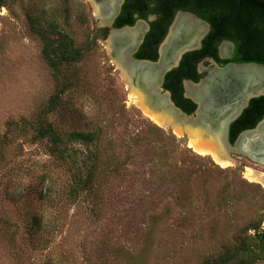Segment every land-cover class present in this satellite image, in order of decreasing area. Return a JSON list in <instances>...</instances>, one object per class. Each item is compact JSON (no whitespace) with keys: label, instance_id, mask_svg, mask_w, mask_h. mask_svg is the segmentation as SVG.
<instances>
[{"label":"rangeland","instance_id":"374dc122","mask_svg":"<svg viewBox=\"0 0 264 264\" xmlns=\"http://www.w3.org/2000/svg\"><path fill=\"white\" fill-rule=\"evenodd\" d=\"M51 25L83 52L58 72L37 32L57 39ZM109 36L91 0L0 2V264H202L264 215V185L248 175L264 165L233 154L222 167L190 146L181 117L166 112L180 133L155 123ZM46 123L69 153L50 152ZM94 162L93 186L78 188Z\"/></svg>","mask_w":264,"mask_h":264},{"label":"trees","instance_id":"16d2710c","mask_svg":"<svg viewBox=\"0 0 264 264\" xmlns=\"http://www.w3.org/2000/svg\"><path fill=\"white\" fill-rule=\"evenodd\" d=\"M132 1V3H131ZM126 11L121 14L117 20L116 28L124 27L125 25L133 26L135 19L133 15L136 12L140 13L143 19H146L149 14L154 13L158 19L151 23L152 30L147 35L144 44L139 52L135 55L137 59H157V47L166 35L168 28L177 11L192 12L198 18L213 24L220 22V17L231 8L235 10L239 6L242 7H260L259 17L264 19V1L262 0H128ZM154 3L155 9H150L149 4ZM126 16V17H125ZM123 19V22L120 20ZM51 29L59 35L57 39H52L45 31H37L42 37L44 44L43 56L45 61L54 71H60L62 66L73 65L79 62L83 57L81 49L76 48L67 35L62 34L58 30L57 25H51ZM38 30V29H37ZM198 55L200 58L201 52L188 53L184 56L179 68L169 72L165 77L164 87L173 93L174 98H179L177 104L181 106L183 103L186 111L191 113L196 106L190 100H184L182 97L181 80L183 78H193L196 82L200 76L194 75L190 67L192 55ZM197 60V59H196ZM197 62V61H196ZM241 62V61H240ZM259 64H264V61H255ZM264 116V96L254 98L250 102L241 118H239L232 126L235 131L231 137V143H234L238 135L246 130L254 129L258 122ZM40 138L47 139L51 145V153H69V149L64 146V138L56 132L55 128L46 123L38 128ZM70 139L77 142H82L87 146L93 145L96 142L97 134L94 132H76L70 135ZM89 148V147H88ZM87 153H92L89 151ZM90 156H93L92 154ZM97 159V156H93ZM93 159V160H94ZM96 162L88 169L87 175L78 176L76 179L78 188H89L94 184L96 178ZM264 215L255 222H251L245 229L242 230L240 236L236 237V245L232 250L228 249L224 255H221L215 260H207L202 264H256L260 259H264ZM31 226L35 230H40L42 227V219L39 216H34L31 221ZM255 231V235H250L249 231Z\"/></svg>","mask_w":264,"mask_h":264},{"label":"bare ground","instance_id":"6f19581e","mask_svg":"<svg viewBox=\"0 0 264 264\" xmlns=\"http://www.w3.org/2000/svg\"><path fill=\"white\" fill-rule=\"evenodd\" d=\"M91 1L95 4L96 12L98 14V17L100 18L101 23L106 24L112 14H114L113 11L115 10V6L119 0ZM203 26V24H200L189 14H180L177 18L175 28L169 37V44L166 45L162 50V59L158 64L154 66L131 63L126 55L128 48L132 46L137 40L141 39V25H138L133 29H129L128 31L116 33L109 39V47L111 48V52L114 54V57L116 58L117 62L124 68L123 73L127 80V83L131 86H134V91L132 90V92L136 94V104L142 107L147 116L159 125L165 126L168 123L176 122L177 119L176 116H172V114L171 117H173V119L170 118L169 115L168 117L166 115V112L173 114L176 113L172 111L167 99H165L166 97L162 96L156 91L157 74L160 70L165 69V67H168L170 65V60L178 49L183 47L191 48L193 46L194 40L203 35ZM190 38H194V40L192 42H189L188 39ZM214 73L215 71L210 72L211 75H213ZM238 75L242 77V79L245 80L247 83L244 88V93L247 92V86H249L248 88L251 89L254 85L260 84L261 81H264V70L260 69L244 68L238 71ZM211 88L212 86H210V84L208 83L199 86L188 84L187 93L192 97L204 99L206 94H209ZM148 92H151V94L146 95V93ZM244 93H242L241 95H243ZM237 101L238 100H235L233 104L227 106L225 108V112L223 113L232 115L236 110L238 104ZM212 109L214 110V112L216 111V108H214V106ZM220 113L217 114L218 116H214L215 122L213 121L212 124H214L215 126H213L212 128L210 127L208 130L205 131H189V137L191 141L190 146L195 151L204 156H211L212 159L220 166L228 167L236 164L237 160H234L233 158L229 157L228 150L226 149V146L224 144V136L222 132L223 124L219 121ZM203 114L205 113L201 111L197 118V121L199 123L204 120ZM184 120L185 119L182 118V121ZM174 127L176 133L181 132L178 128V125H175ZM261 137L264 138V121L254 132V135H244L242 137L240 144H238L237 150H240L242 148L243 151L250 152L251 147L253 145L252 143H255V145H257L259 149L263 148L264 142H256V138ZM256 153L260 152L257 151ZM254 158L257 159L256 157ZM259 160L263 161L262 159ZM248 175H250L249 177L251 179L261 182L264 185V175L254 174V172L253 174L251 173Z\"/></svg>","mask_w":264,"mask_h":264},{"label":"flooded vegetation","instance_id":"af4514ba","mask_svg":"<svg viewBox=\"0 0 264 264\" xmlns=\"http://www.w3.org/2000/svg\"><path fill=\"white\" fill-rule=\"evenodd\" d=\"M128 0H119L116 4V8L113 11L114 12V20L112 22V27L117 30L124 29L126 27H131L132 29L137 27L139 23L144 24L145 31H142L143 36V42L141 46L144 44L145 39L147 35L151 32L152 27L151 23L155 22L158 19V16L154 13H151L148 15L146 19H143L140 16L139 12H136L133 15V19H135V23L133 26L125 25L121 28H116L117 20L123 14L124 11L129 12V8L126 7ZM264 1V0H262ZM242 0H240L241 4ZM132 3V1H131ZM150 9H155L156 5L154 3L149 4ZM260 7H242L239 6L234 11L231 10V8L227 9V11L220 17V22L216 24H211L209 22H206L205 20H202L198 18L194 13L192 12H184V11H177L176 14L173 17V20L168 28V31L166 35L164 36L163 40L157 47V59L155 61L150 59H137L135 55L139 52L141 46L139 47L138 51L133 55V59L137 61H149L156 63L160 59V46L165 40L166 36L168 35L169 29L173 22L175 21L177 15L179 13L182 14H191L196 16L198 19L204 21L206 24V27H204L203 34L204 38L201 44V47L198 50L191 51L188 53L193 52H201L200 58H198V55H192L190 59L192 60L190 63V67L193 70L194 75L200 76V79L198 82L193 80V78H183L181 80V88H182V97L184 100H190L193 104H195L196 108L193 112L189 113L185 109L187 106H184L185 103H183L181 106H179L177 103L180 102L179 98H174L173 93L170 90H167L165 85V78L163 81V89L164 92H167L170 94V99L173 102V104L178 108L180 111H182L185 114L192 115L197 110V104L191 99L190 95L187 93L188 90V84L193 85L194 83L196 86L200 83V81L205 78L209 72H211L216 67H225L229 64L234 65H247V64H258V65H264L259 64L255 61L262 60L264 61V19L259 17V11ZM126 17V16H125ZM124 20L121 19L120 22H123ZM109 22V21H108ZM108 22L106 24H103L106 32L111 33V27H109ZM144 32V33H143ZM141 36V37H142ZM186 53L185 55H187ZM184 55V56H185ZM184 58V57H183ZM182 58V60H183ZM197 59V60H196ZM181 60V62H182ZM197 61V62H196ZM241 61V62H240ZM180 62V65H181ZM180 65L177 67L179 68ZM200 66H202V70L200 71ZM175 68V69H177ZM173 69V70H175ZM171 70V71H173ZM169 71V72H171ZM168 72V73H169ZM167 73V74H168ZM166 74V75H167ZM166 77V76H165ZM163 92V93H164ZM165 94V93H164ZM147 95V94H146ZM251 102V101H250ZM250 102L248 106L242 111L241 115L229 126L228 130V142L231 145H235L239 137L243 132L249 131H243L241 132L238 137L236 138L234 143H231V137L235 131L232 130L231 126L243 115L244 111L249 108ZM181 103V102H180ZM176 115V114H175ZM264 120V116L262 119L258 122V124ZM257 124V125H258ZM256 128V127H255ZM171 129V127H170ZM253 130V129H250Z\"/></svg>","mask_w":264,"mask_h":264},{"label":"water","instance_id":"95a60500","mask_svg":"<svg viewBox=\"0 0 264 264\" xmlns=\"http://www.w3.org/2000/svg\"><path fill=\"white\" fill-rule=\"evenodd\" d=\"M1 1L2 0H0V2ZM180 14H182V13H179L177 15L175 21L173 22V24L171 25V27L169 29L168 35L166 36L165 40L163 41V43L160 46V59L158 62L153 63V62H149V61H137V60L133 59V55L138 51L139 47L141 46V44L143 42V36L141 37L140 40H137L132 46H130L128 48L126 55H127V58L130 60V62L134 63V64H144L147 66H154V65L158 64L162 59L163 48L169 44V42H168L169 37L175 28L177 18ZM189 15L191 17H193L196 21H198L200 24H203L206 27V24L204 23V21L198 19L194 15H191V14H189ZM113 20H114V14H112V16L110 17L109 22H108L109 27H111V33L109 36L110 38L116 33L128 31L129 29H132L131 27H126V28L121 29V30L114 29L112 27ZM203 38H204V34L201 35L196 40H194V38H190V39H188L189 42H192L194 40V44L191 48L183 47V48H180L176 51V53L174 54V56L170 60L171 61L170 65L168 67H165V69L160 70L159 73L157 74L156 91L159 94L166 97V99H167V101H168L173 112H175L179 117L185 119V123H183L179 126L181 127V129L184 132L183 136L188 138L189 141H190V139H189V134H188L187 129H189L191 132H194V129H201V131L208 130L210 127L212 128L213 126H215L214 124H212V122L214 121V116L215 115L218 116L217 114L221 112L219 121L223 124L222 125V132H223V136H224L223 140H224V144L226 146V149L228 150L229 157L233 158V156H232L233 154L245 156L252 161H255L261 165H264V151H262V150H264V146H263V148L259 149V147L257 145H255V143H252L253 145L251 147L250 152L243 151L242 148L240 150H237L238 144H240L242 137L244 135H250V136L254 135V132L259 128V126L262 124V122L264 120H262L256 126V128H254L253 130L243 132L241 134V136L239 137V139L237 140V142L235 143V145H231L228 142L229 126L241 115L242 111L248 106L249 102L252 99L264 96V81H261L260 84H257L254 86L252 85L253 87L251 89L248 88L249 86H247V92L244 93V88L247 85V83L245 80L242 79V77H240L238 75V71L241 69H244V68H255V69L264 70V65H258V64L234 65V64H229L225 67L214 68L212 70V71H215V73L213 75H211L209 72L208 75L205 78H203L199 84H197V86L204 85L205 83L210 84V86H212V88L209 91V94L207 93L206 96L204 97V99L203 98H201V99L195 98L192 96L190 97L197 104V110L192 115L185 114L182 111H180L178 108H176V106L173 104V102L170 99V94L167 92H164V89L162 86H163V81H164L166 74L169 71L177 68L180 65V62L186 53L198 50L201 47ZM186 48H188V49H186ZM192 84L195 85L194 83H192ZM206 86H207V84H206ZM242 93H244V94L241 95ZM235 100H238L237 101L238 104H237L235 112L232 115H228L227 113H223V112H225V108L227 106H229L230 104H233L235 102ZM213 106H214V108H216L215 109L216 113L212 109ZM201 111H203L205 114H203L204 120L199 123L197 121V118H198L199 114L201 113ZM168 126L171 128L174 127L172 124L171 125L168 124ZM163 127L169 129V127H167V126H163ZM263 139H264L263 137L256 138V142H264ZM257 151H259L260 153H256ZM254 157H256L257 159H255ZM259 159H262L263 161H261ZM238 163H239V161H238Z\"/></svg>","mask_w":264,"mask_h":264}]
</instances>
